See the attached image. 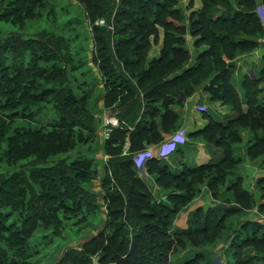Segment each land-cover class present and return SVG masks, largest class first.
<instances>
[{"label":"trees","instance_id":"obj_1","mask_svg":"<svg viewBox=\"0 0 264 264\" xmlns=\"http://www.w3.org/2000/svg\"><path fill=\"white\" fill-rule=\"evenodd\" d=\"M79 1L94 21L101 18H114L116 23L120 24L118 18L124 16L131 18L132 13L133 17L127 31H123L120 25L115 31L105 26H97L93 29L100 54L99 57L94 58V61L101 62L100 69L104 71L109 82L103 96V107L109 111L110 116L117 117L123 126L115 130L104 145L108 156L105 161V177L102 183L103 189L106 190L104 201L107 203L108 210L105 226L97 236L82 245L80 252L78 249L72 250L73 253H68L58 264H93L92 254L98 251L102 254L99 255L101 264H156V262L160 263L159 258L161 260L173 249L186 245L187 238L191 243L197 244L200 243L199 240L202 237H205L208 243L214 238H219V235L225 231H229L228 239L234 236L228 254L235 259V264H255L254 261H246L243 257V250L247 247H254L257 253L264 258V223L247 219V211L255 207V199L243 190L240 184L236 183L232 186L236 206L217 205L207 213L198 210L194 214L196 219L193 221L194 225L192 224L193 229H175L173 233H170L174 221L169 220L168 215L161 223L150 222L156 217L147 211V200L149 198L155 203L158 201L143 179L139 177V169L134 161V154L139 152L145 142H159L162 139L155 122V117L161 113L160 108L156 107L157 104L161 103L162 107L165 106L168 109V104L173 103L181 92L187 94L192 85H198L207 80L214 68L217 74L205 86V91L213 99L231 105L237 113L234 126L225 127L218 139L227 147L240 142V132L249 129L259 137L254 144L249 146L248 155L252 159H264V103H261L258 97L260 93L258 86L264 81V73L259 80L251 77L247 87L250 94L247 103L250 109L248 113H244L242 103L230 81L232 67L229 65L234 56L251 51L257 45L255 39L262 25L261 16L258 14L260 1L203 0V9L191 13L187 22L184 11L177 7L178 0H120L126 7L120 5L119 10H116L117 0ZM0 4V21H6L22 28L29 21L39 18L38 13L45 8L47 3L43 0H14L2 5L3 0H0ZM192 4L193 0H190V6ZM261 4L264 6V2ZM168 16L170 18H167ZM158 26L165 29L164 48L161 57L148 66L146 58H148L151 47L150 38L158 37ZM129 31L133 33L119 37L123 32ZM187 34L198 37L196 45L208 47L198 58L197 64L189 69L187 66L192 54L187 49L185 39ZM54 35L51 37H55ZM74 36L65 34V36L54 39L56 53L61 56L64 52L66 53L65 57L58 58V60L63 59L64 68L70 65L69 46L78 37ZM18 38L15 40L21 46L19 51L21 55L22 49L24 51L26 47ZM52 60L54 59L43 60L40 56L37 58V61L43 62ZM37 61L33 64H26L25 59L15 56L9 64L5 60L0 61L1 70H12L14 74L12 79H5V83L14 88H6L3 85L0 89V95L9 98L7 103L1 104V108L3 110L13 109V115L0 116V137L5 136L4 140L8 142L6 153L14 160L24 157L35 144L39 145L44 140H47L52 149L56 146L62 149L64 142H66L64 143L66 150L70 146L69 136L66 141L62 142V134L57 135L53 132L48 133L46 138H42L40 142H32L30 139L27 142L26 136L29 137L32 132L27 133L21 126H16L15 121L23 118L21 107L24 110L29 100L38 102L41 98L39 91L41 85L40 82H36V79L40 78V70H43V67H40ZM55 72H57V78L61 80L60 88L74 79L70 78L66 71L57 70ZM179 72L181 75L170 81L169 78ZM48 78L50 77H46V80ZM65 90L63 89V92L57 95V107L60 113L65 115V120H69L81 129L87 135L88 140L95 143L98 138L99 117L104 110L94 113L91 109L90 96L73 100L65 97L63 101ZM65 104L75 107L63 110L62 106ZM166 115L167 112L164 118ZM167 117L168 119L172 117L171 113ZM166 118L165 123H167ZM128 126L133 127L134 130L129 131ZM228 130L231 132L227 135ZM76 137L80 139V135ZM127 138L130 139L131 149L130 154L124 156L123 147ZM90 148L93 149V147ZM234 165L235 161L227 156L216 166L186 170L182 176H178L172 174L157 159H152L147 163L148 169L159 175L158 183L162 187L171 189V185L174 184L176 185L174 188L182 190L174 196L175 199L173 195L169 196L172 204L174 202L180 205L189 204L193 200L187 194L197 192V185L203 182V174L211 173L212 182L220 189L223 187L222 183L227 182ZM82 175L85 178L88 177L87 172ZM67 182H71L72 193L65 189L63 193L61 191V194L68 196L74 193L77 195L76 205L65 203L61 208L72 212L81 210L83 207L92 212H95L97 208L100 209L99 203L94 201L96 195L86 192L88 185L85 186L75 180ZM259 185L262 198H264V179ZM30 188L32 189L33 186ZM39 188L43 189L41 186ZM2 194H4V189L0 187V196ZM47 194L51 192L47 190L42 195L40 194L41 198L45 199ZM40 195H37V201ZM52 203H55V200H52ZM163 208L169 216L174 210L169 207ZM34 209L41 214L44 210L40 204L35 205ZM259 211L264 214V202L260 205ZM232 216H237V219L228 225V219ZM241 219L246 221L240 223ZM12 227L0 221V232H11ZM20 236L23 238V235ZM157 246L163 250H158ZM258 260L261 261V259Z\"/></svg>","mask_w":264,"mask_h":264},{"label":"rangeland","instance_id":"obj_2","mask_svg":"<svg viewBox=\"0 0 264 264\" xmlns=\"http://www.w3.org/2000/svg\"><path fill=\"white\" fill-rule=\"evenodd\" d=\"M10 1L14 0H3L2 5H6ZM43 1L47 4L38 13L39 18L29 21L22 28L6 21H0V61L5 60L9 64L14 60V56L25 59L26 64H33L37 61L38 56L42 57L43 60L54 59L48 62L37 61V64L43 67V70H40V78L36 79V82H40L41 85L39 88L41 98L38 102L29 100L24 106V110L21 107L23 118H18L15 123L16 126L24 128L27 133L32 132V135L26 136L27 142L29 139L32 142H40L42 138H46L48 133L53 132L57 135L62 134V142L66 141L67 136H69L70 146L66 150V142H64L62 149L57 148V146L52 149L47 140H44L39 145L35 144L24 157L14 160L6 153L8 142L4 140L5 136L0 137V187L4 189V194L0 196V221L5 225L13 226L11 232H0V264H58L68 253H73L72 250L78 249L80 252L82 245L97 236L108 219L107 203L104 201L106 190L102 187L105 177V160L103 159L108 157L104 147L105 142L98 134L95 143L88 140L87 135L81 129L69 120H65V115L60 113L59 107H57V95L66 89L62 98L63 101L65 97L73 100L90 96L92 99L90 102L91 109L94 113L98 111L100 113L103 109V113L110 114L104 107L100 108L109 82L108 77L103 73L104 71L100 69L101 62L94 61V58L99 57L100 54L93 29L97 26H105L115 31L116 27L120 25L123 31H127L128 25L132 22L133 13L131 18L126 16L118 18L120 24L116 23L114 18H101L94 21L91 16H88L85 7L79 0ZM178 1L177 7L185 13L187 10L182 8L185 2L183 0ZM120 5L126 7L120 0H117L116 10H119ZM185 16L187 22L188 14ZM100 21H104V23L100 24ZM175 21L178 23L177 20ZM130 33L133 32H123L119 37H125ZM53 34L55 37L52 38ZM65 34L78 36L69 46L71 56L69 57L70 65L68 68H64L63 59L58 60L62 56L65 57L66 53L64 52L61 56L54 49V39L65 36ZM18 37L26 47L24 51L22 49L21 55H19L21 46L15 40ZM57 70L59 72L66 71L68 76L75 80L71 79L60 88L61 80L59 77L57 78V72H55ZM13 77L12 70L0 69V89L3 88V85L13 89V86L5 83V79L9 80ZM46 77L50 78L46 80ZM8 99L7 96L0 95V116L4 114L13 115L12 108L7 110L1 108V104L7 103ZM63 101L61 102L63 103ZM70 107L72 106L65 104L62 109L68 110ZM76 135H80V139H77ZM86 172L87 178L82 175ZM209 175L208 173L203 174L202 181L211 179ZM71 180L85 186L88 185L86 192L96 195L95 197L93 195L95 198L93 200L99 203L100 209L97 208V211L92 212L83 207L81 210L72 212L61 208L65 203L76 205L77 195L74 193L68 196L61 194V191L63 193L65 189L72 193L71 182H67ZM226 183H222L223 186ZM30 186L33 188L31 189ZM40 186L43 189L39 188ZM171 186L172 197L181 193V189L174 188L176 185L172 184ZM47 190L51 194H47L45 199L41 198V195ZM37 195H40L38 201ZM199 195L198 192L187 194L193 200ZM52 200H55V203H52ZM261 200L264 201L262 193ZM39 204L44 208L42 214L34 209L35 205ZM146 204L148 205L147 211L156 217L154 221H148L161 223L166 219V215H168L169 220L174 221L170 233H173L175 229H180L175 226V221L182 213L184 214L189 205L188 203L180 205L174 202L172 204L170 199L167 202L155 203L149 198ZM222 205L232 207L230 203L226 202ZM162 206L174 209L170 216L166 214ZM84 217L86 218L84 219ZM195 219L194 214L190 216L188 220L190 225L187 229L194 228L192 224L194 225ZM235 219L237 216L230 217L227 224H232L231 222ZM21 227L23 228L21 229ZM20 235H23V238ZM228 238L229 231H225L219 235V238H214L208 243H206L205 237H202L199 240L200 243L197 244L191 243L187 238L186 245L173 249L161 260L159 258L160 263L156 262V264H220L214 257L205 254L198 256L195 251L203 249L218 252L217 250L221 245L228 244ZM157 249L163 250L160 246H157ZM187 249L189 252L185 256L179 255ZM76 254L78 255L77 251ZM99 255H102L99 251L94 255L92 254L93 264L100 262ZM202 255L203 257H201ZM224 257H226L224 264L236 263L230 254L227 253L225 256L222 253L221 259Z\"/></svg>","mask_w":264,"mask_h":264},{"label":"crops","instance_id":"obj_3","mask_svg":"<svg viewBox=\"0 0 264 264\" xmlns=\"http://www.w3.org/2000/svg\"><path fill=\"white\" fill-rule=\"evenodd\" d=\"M185 14L188 16L193 12H198L203 9V0H193L192 6H190V0H183ZM258 1V0H257ZM260 6L258 7V14L261 16L262 25L255 39L257 44L251 49V51L240 53L231 59L229 65L232 67L231 72V84L234 92L239 97L242 103V110L244 113H248L250 107L247 103L249 93L247 90L251 77L255 80L261 79L264 73V6L261 4L264 0H259ZM224 10V9H223ZM223 12V11H222ZM225 12V11H224ZM223 12V13H224ZM158 37L152 36L150 38L151 47L148 53L147 65L149 66L155 60L161 57L162 50L164 48L165 29L158 26ZM187 42V49L192 54L191 61L187 68L194 67L198 58L204 50L208 47L206 45H196L198 37H192L190 34L185 36ZM217 74V70L214 68L210 77L204 82L198 85H192L187 94L181 92L179 97L171 104H168V109L162 107L161 103L157 104L161 113L155 117V122L162 139L159 142L144 143V146L139 149L145 151L152 149L155 155L154 159H157L164 167H166L172 174L182 176L186 170H196L201 167L218 165L226 159L227 156L231 157L235 161L234 167L231 169L230 175L227 178L228 184L220 189L212 182L211 179L199 183L197 192L200 194L186 207L184 214L176 219L175 226L182 230H186L189 227V218L195 214L196 211L202 210L208 212L213 210L217 205L230 203L232 206H236V200L234 190L232 186L236 183L240 184L242 189L248 194L252 195L255 199V207L252 210H248L247 219L252 221H259L264 223V214L260 213L259 207L264 202L261 200L260 181L264 179V159H252L248 155V148L256 141L257 135L253 134L249 129L242 130L240 132V142L230 144L225 147L220 142L219 135L224 132L225 127L234 126V119L237 117V113L233 107L226 104L224 101L215 100L212 96L205 91V86L214 78ZM181 75V72L174 74L169 79L170 81ZM260 93L258 95L261 103H264V81L259 84ZM184 97L188 100L185 102ZM104 100H101L100 108H103ZM165 112L172 117L167 119L165 123ZM234 129V128H233ZM232 130V129H231ZM228 130L227 135L231 132ZM185 131L187 135V141L181 145L176 152L166 158H158L156 153L159 145L165 141L170 135L178 132ZM232 145V146H231ZM150 161V160H149ZM148 161V162H149ZM139 177L148 186L155 199L167 202L169 196L172 194V190L165 189L158 183L159 175L155 172H151L148 169L147 164L142 169H139ZM211 174V173H208ZM211 178V175H209ZM208 177V178H209ZM167 200V201H166ZM246 221L245 219H241ZM239 223V224H240ZM234 236L228 239V244L221 245L217 250H203L197 249L195 254H205L214 257L220 264H224L226 257L221 259L222 253H228L230 244ZM189 250H184L180 256H185ZM218 253V254H217ZM244 259L246 261H254L259 264H264V258L257 253L253 247H247L244 249ZM258 259H261L259 261Z\"/></svg>","mask_w":264,"mask_h":264},{"label":"built area","instance_id":"obj_4","mask_svg":"<svg viewBox=\"0 0 264 264\" xmlns=\"http://www.w3.org/2000/svg\"><path fill=\"white\" fill-rule=\"evenodd\" d=\"M104 21H100V24H103ZM254 78V77H253ZM183 100L186 102L188 99L183 98ZM123 126V123L115 116L107 115L105 112L102 113L99 117L98 122V128H97V134L100 138L103 139V141H107L112 133L115 130L121 129ZM129 131H133V127L128 126ZM187 141V135L185 131H178L172 135H170L165 141H163L159 147L157 148L158 152L156 153L158 158H166L169 157L171 154L177 151V149L185 144ZM131 149V142L130 139L127 138L126 142L123 147V155L127 156L130 154ZM155 155L153 153L152 149L136 152L134 154V161L138 169H142L146 166L149 160L154 159ZM108 157L104 158L103 160H107ZM102 160V161H103ZM94 264H101L100 262L94 263Z\"/></svg>","mask_w":264,"mask_h":264}]
</instances>
